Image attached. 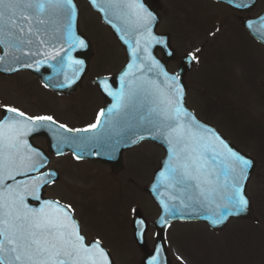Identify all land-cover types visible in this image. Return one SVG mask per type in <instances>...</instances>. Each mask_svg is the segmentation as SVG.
Instances as JSON below:
<instances>
[{
  "label": "snow or ice",
  "instance_id": "snow-or-ice-1",
  "mask_svg": "<svg viewBox=\"0 0 264 264\" xmlns=\"http://www.w3.org/2000/svg\"><path fill=\"white\" fill-rule=\"evenodd\" d=\"M91 3L97 5V0ZM97 6L106 16L122 21L118 30L130 35L125 43L131 48L133 62L120 77L121 87L113 90L102 82L103 90L114 100L111 107L101 109L94 123L73 129L57 125L52 115H29L18 107L0 105V264H114L101 239L88 240L83 234L72 204L44 198V189L56 182L57 174L43 170L48 158L33 146L30 137L53 126L57 154H62L64 145L90 146L106 149L108 158L115 159L121 143L130 140L136 144L147 138L141 131L162 139L167 145V161L154 186V190L161 186L168 190L167 200H160L164 213L158 221L161 227L169 226L168 217L186 219L201 212H207L204 218L217 226L249 209L245 189L253 161L186 109L180 71L169 74L151 52L153 44L167 45L153 34L156 16L145 0H103ZM131 34H135L134 44ZM0 44L13 62L21 60L15 52L31 57L32 62L20 66L35 65L37 71L63 52L61 60L73 67V78L65 74V82L55 85L58 88L70 87L83 69L84 61L74 59L71 51L88 47L77 34L74 0H0ZM199 51L187 53L184 59L198 62ZM145 72H155L157 78L146 77ZM75 158L82 159V155ZM177 200L179 207L174 203ZM150 227L146 220L138 221L140 242L146 243ZM153 252L148 264H170L161 260L166 249L159 240Z\"/></svg>",
  "mask_w": 264,
  "mask_h": 264
},
{
  "label": "rangeland",
  "instance_id": "rangeland-1",
  "mask_svg": "<svg viewBox=\"0 0 264 264\" xmlns=\"http://www.w3.org/2000/svg\"><path fill=\"white\" fill-rule=\"evenodd\" d=\"M77 2L82 8L81 22L84 20L86 29L89 28L90 33L99 39L94 48L97 54L101 51L99 66L106 70L121 66L124 56L120 47L98 18L86 10L83 1L77 0ZM168 6L171 9L167 8V4L164 5L174 19L173 24L167 26L163 22L158 30L162 32L168 29L172 36V44L180 53L200 49L198 62H194L195 69L187 76L188 103L191 105L196 94L202 92L203 104L213 108L214 99L219 90L222 99L217 100L214 122L216 121L222 127V121L228 118L227 114L232 109H234L231 113L233 117H236L237 110L241 109L245 117L241 119L243 121L240 127L248 131V125L253 123L259 130V133L254 131L247 133L249 138H245L241 144L238 143L239 140L235 134L230 133V130L226 131L229 138L238 143V148L257 162L255 171L247 183V194L252 200L259 224L252 226L246 221L230 223L229 227L238 226L243 229L240 233L242 235L241 244L231 246L225 241L214 242L204 231H199L198 227L193 224L189 226L187 223H180L177 228L182 230L189 228L184 234L183 244H180L185 246L183 248L185 251L177 245L181 251L177 248L173 250V253L176 257H180L181 264H200L199 261L202 264H206L207 261L211 264H264V46L253 41L236 25L232 14L228 13L223 5L212 0H168ZM263 8L264 0H258V5L252 13L257 14ZM93 57L91 73H88L87 80L94 74L96 59ZM170 69L174 70L175 66L170 65ZM206 79L212 82L220 80L223 85L221 88L215 84L207 85ZM196 84L205 91L198 90L195 87ZM6 92L4 88L0 94L5 95ZM42 96L46 102H52L55 99L47 91L42 92ZM80 98H82L80 102L88 103L95 96L86 93ZM142 145L139 151L143 164L141 165L138 161V166L141 167L139 174L141 178L138 183L148 181L157 165V163H152L154 160L150 158V152L153 151L151 153L157 158V162L162 155V151L159 148L155 149L152 144L144 142ZM66 159L52 158L49 168L59 171L60 180L45 190L46 197L67 201L71 197L76 203L82 205L80 202L84 194H91L94 191L95 196H98L113 188L111 183L98 180L100 172L97 169L83 162H73L72 165H67ZM66 165L70 174L65 170ZM129 172L127 169L123 174L124 177H127ZM135 188L136 186H126L124 192L141 197L140 192ZM93 201L94 206L91 207L90 213L84 220L85 234L87 236L97 235L104 244L109 245L116 240L114 251L111 252L120 256L119 263L135 264L137 253L133 246L127 242H120L124 239V233L127 230L124 218H120L121 208L124 207L119 205L118 200L113 199L109 201L110 204L104 200L102 204H99L97 203L99 200L93 196ZM143 202L146 204L148 201L143 199ZM247 226H252L250 242L247 241Z\"/></svg>",
  "mask_w": 264,
  "mask_h": 264
},
{
  "label": "flooded vegetation",
  "instance_id": "flooded-vegetation-1",
  "mask_svg": "<svg viewBox=\"0 0 264 264\" xmlns=\"http://www.w3.org/2000/svg\"><path fill=\"white\" fill-rule=\"evenodd\" d=\"M161 2L163 6H161L159 11V16H160L159 26L163 22H165V25L169 26L170 24H173L174 19L172 16H170L169 11L166 10L164 7V5L167 4V8L170 9L168 6V0H161ZM81 16H82V10H81ZM80 25L83 32L87 36H89V38L91 36V40L99 41V39L93 33L92 34L90 33L89 28L86 29L85 27L86 23L84 20L82 22L80 21ZM162 32H168V29ZM8 51L10 53L13 52L12 49H8ZM3 54H5V47L4 45L0 44V56ZM14 54L16 56H20L21 58L20 62H13L11 55L6 56L4 61H0V93L4 88H6L7 91L5 95L0 94V105L8 104L14 107H18L29 115H52L54 119L57 121V124H65L67 125L68 128H73V129L84 128L87 125L94 123L97 114L104 107V101L101 95L99 94V92L97 91V89L92 85V80L99 75L115 74L121 68V66H118L114 69H109V70H106L105 68L102 69V67L99 66L98 60H96L94 64V74L91 75L90 79L87 80L89 74L91 73V68H92L91 65L89 67V72H88L89 74L85 77L81 88L76 92L63 96L53 91L50 86L48 87L45 86V85H51L50 81L56 80V69L54 68V72H52L51 67H49V60L45 64L41 65L39 67V70L37 71L35 65H33L32 68H24L20 66V64L23 62H29V63L32 62L31 57L25 56L21 52H15ZM36 58L43 59V57H36ZM9 67L17 70L5 71V69ZM2 71L6 72V74H2L3 73ZM206 84L208 85L210 83L206 82ZM213 84H215L216 86L218 85L219 88H221L223 85V83L220 80H217ZM195 86H197L198 90L200 89H202V91L204 90L203 88L199 87L197 84ZM45 91L51 93L55 97V99L52 102H46L44 100V97L42 96V92ZM86 93L92 94L93 96H95V98L90 99L89 100L90 102L88 103L80 102V99H82L80 98L81 95H85ZM220 98L222 99V95H220V91L218 90L216 99H214L213 108L209 107L206 104H203L202 92L201 93L198 92V94H196V96L192 100L193 101L192 104L194 106V110L197 116L201 118L204 122L217 128V130L219 131H221L222 127L216 121L214 122V119H216L214 115H216L217 112V100L220 101ZM235 115L237 116L236 117H233V115L229 116L230 117L229 120L223 121L224 123L223 127L225 128L226 131L232 130L229 129L232 123L239 122L238 114L236 113ZM255 130L256 129H252L248 131L245 130L243 132L249 133L251 131H254L256 133H259V130L256 131ZM239 132H242V130ZM31 142L34 147L40 149L42 152L45 153L46 140L43 138L42 133L37 134V136H33L31 138ZM142 144L143 143L139 144L138 146L130 150H126L123 152L122 157H123L124 170L116 174H112L110 168L100 162L76 161L70 154L56 158V159L67 158L66 159L67 165H72L73 162L87 163L88 165L92 166L93 168L97 169L100 172V175L98 177V180L100 182L111 183V185L113 186L111 190L105 192L104 194H100L98 196H95L94 191L91 192V194L90 193L84 194L81 197V202H80L82 203V205L76 203L71 197L69 201L63 200L66 203L72 204V206L74 207L76 219L80 222L83 234L87 237L88 240H92L95 238L101 239L97 235L87 236L85 234L84 220L87 218L88 213H90L91 207L94 206L95 202L93 201V196L99 200L97 202L99 204H102L103 200L107 204H110L109 201L113 199L114 201L118 200L117 202L119 203V205L124 207L123 209L121 208L122 212L120 213V218L122 217L124 218V223L126 224L127 230L124 233V239L120 240V242H124V243L127 242L130 245H132L133 248H136L133 240V230L131 227V219H132L133 211L140 209L142 211V214L148 221H151L152 219L155 218L157 214V208L149 199V197L145 193H143L141 182L138 183V181L141 178L139 177L141 167L139 168L138 161L141 163V165L143 164L139 151V148L142 146ZM151 152H150V158L154 160L152 163L153 164L157 163L156 160L157 158L154 157V154L152 155ZM126 155L127 157L125 158ZM67 165L65 167V170L68 174H70V170L66 169L68 167ZM127 169L130 172L127 177L126 176L124 177L123 174ZM148 182L149 181H147L146 183ZM146 183H144V185ZM126 186H130V187L136 186L135 189L136 190L138 189L141 197L125 194L124 187ZM143 199H146L148 202L144 204ZM187 224L189 226L192 224L195 225L196 227H198L199 231H204L208 235L209 239L214 240L216 242L225 241L227 242L228 245L231 246H235L242 242V235L240 233L243 232V229L238 226L229 227L227 225L222 231L213 232L206 225L201 223H187ZM177 225L178 223H174L170 225L165 233L168 255L171 259L172 264H181L180 259L179 260L177 259L176 255L173 253V250L177 249L178 246H180V244H183L182 242H184L183 240L185 239L184 234L189 230V228L184 230L179 229L177 228L178 227ZM246 231L248 236L247 241L250 242L252 237V227L247 226ZM186 237H189V235H186ZM155 239H156V229L152 226L149 228L146 236V242L148 244L149 250L153 249ZM103 245L106 249L112 251L116 246V240L113 244L110 245L104 244L103 242ZM180 249L182 250V248ZM137 252H138V258L136 262L139 261V257H140L138 249ZM112 254L114 261L120 260V256H118L116 253H112Z\"/></svg>",
  "mask_w": 264,
  "mask_h": 264
},
{
  "label": "water",
  "instance_id": "water-1",
  "mask_svg": "<svg viewBox=\"0 0 264 264\" xmlns=\"http://www.w3.org/2000/svg\"><path fill=\"white\" fill-rule=\"evenodd\" d=\"M85 1L89 4L91 9L93 11H95L99 15L101 21L106 26H108L110 28V30L113 33V35L117 38V40L119 41L120 45L125 50L126 64H125L124 68L115 76L105 77V78L101 77V78L95 79V81H94V84L96 85V87L102 92L103 97L106 100L109 101V99H113V98L108 96L106 94V92L103 90L102 82L106 81L112 87L113 90H119V88L121 87L120 77L127 70L128 65L133 62V57L131 55V48L129 47L128 43H125V40L130 39V35H126L124 32H121V31L118 30V29L122 28V26H121L122 21L115 19L114 17L111 16V14H108L106 16V14L100 10V7H98L97 5H102L103 4V0H97V5H93L91 3V0H85ZM215 1L225 3L232 10L237 11L239 14L242 13V12H249L250 10L254 9L256 4H257V0H215ZM156 3H157V0H145L146 7H148L149 9L151 8L155 12H156V7H155ZM241 5H246V6H241ZM77 14H78V10H77ZM237 19H238L239 23L243 26V28L249 33L250 36H252L257 42H259V43L264 45V12L258 17H252V18L238 17ZM109 20H111V23L109 22ZM155 28H156V23H154L153 27H152L153 34L156 35L159 38L164 39L167 46L153 44L152 48H151V52L155 56V58L160 62V64L165 68L166 71H167L166 66H167V64L169 62H175L176 63L177 69H176L175 73L178 70L180 71L181 83L184 86L185 91H186L185 76L189 72V70L192 68V62H189L188 60L184 59L186 57V55H179L176 52V50L172 47V45L170 43L169 36L167 34H157V33H155ZM77 34L80 35L82 38H84L86 40V43L88 44V47L87 48H83V49L76 48L75 50L71 51L70 54H71V56L74 59L83 60L84 61V65H83L82 71H80L75 76V83H73L70 87H63V88H58L57 87V89H58L57 91L61 92L63 94H68V93H70V92H72V91H74V90H76L77 88L80 87V83H81L84 75L87 73L88 64H89V61H90V58H91V55H92V45L81 34V32L79 31V28H78V24H77ZM131 41L134 44V42H135V34H131ZM64 48L67 49V44H64ZM157 51H159L161 53V58L157 57V55H156ZM169 52L171 53V55L168 54ZM141 54H143V53H141ZM63 56H64V53L62 52V57ZM137 63H139V61H137ZM2 72L4 73V71H2ZM65 74H67V76L69 78H73V67L69 66L67 64L66 60H62V77H61L62 79H61V83L65 82V79H64ZM135 75L136 76H140L141 73L140 72H136ZM143 75L146 76V77H152L153 79L157 78L155 72H153V73L145 72ZM159 80L163 81V77L162 76L159 77ZM184 103H185V97H184ZM185 107H186V109L188 111H190L187 108L186 104H185ZM204 125H206V124H204ZM48 132L49 133H47L45 135L46 140H47V153H52L54 155H59V154H57V148H56L57 141H56V138L54 136L55 130L48 131ZM141 134L145 135L147 137L144 140H150L151 142H153L154 144L160 146L164 150V156L160 160L159 167L154 172L153 180H152V182L149 185H147L144 188V191L151 197L153 202L159 208V215L155 219V221L152 223L157 228V232H159V236L157 237L155 247L157 246V241L158 240L160 242H162L164 247H165L164 233H165V230H166V228L168 226L161 227L159 225L158 221H159L160 217L164 214L162 205L160 203V200L161 199L167 200V198H168L167 191L168 190H165L163 188V186L159 187L158 190H154V186L156 185V182H157V180L159 178V172H161L163 170L164 164L167 161V145L160 138L148 137V134L146 132L141 131ZM76 135H81V134H76ZM221 137L223 139H225L223 136H221ZM225 140H226V142L229 143V145L234 150H236L227 139H225ZM141 141H143V140H141ZM141 141H138L137 143H139ZM134 145L135 144H132L130 142V140L129 141H125V142L122 143L121 150H124L126 148H130V147H132ZM68 151L72 152L74 156L77 155V154L82 155V159L99 160L100 162H103V163H106V164H110L109 161L106 160V158H102V157H98L96 155H92V153L88 150V148L87 149H79V148H76L75 146H68V145H64V146H62L60 148V152L62 154L66 153ZM236 151H238V150H236ZM241 154L253 161V167L249 170V178H250L251 175L253 174L254 169H255V161L252 158H250L249 156H247V155H245L243 153H241ZM47 158H48V156H47ZM110 166L112 167V169L115 168L114 164H110ZM249 178H248V180H249ZM57 179H58V176H57L56 180ZM248 180L246 181V184H247ZM161 193H163L164 195L161 196ZM247 198L250 201L249 209L245 213H243L241 215L229 217L221 225L213 226L208 220H206L204 217L206 215H208L207 212H201V214H199V215H192L190 218H186V219L171 218V217H168V219H169L170 223H172L174 221H180V222H189V221L203 222V223L207 224L211 229H213L215 231L224 228V226L230 220H233V219H245V220H250V221H252L254 223H258L259 221L255 217L254 212H253V207L251 205V200H250V198L248 196H247ZM174 203H176L177 206L179 207V201L178 200L175 201ZM178 215H179V213H177V216ZM137 220H138V218L135 215L134 219H133V226L134 227L137 226V223H138ZM135 242H136V244H137V246H138V248H139V250H140V252L142 254V258H141L140 264H148V261L152 258V256L149 254V250L147 248L146 243L140 242L139 238L136 235V232H135ZM154 255H155V253H154ZM160 257H161L162 261L166 260V261L169 262L166 252H161Z\"/></svg>",
  "mask_w": 264,
  "mask_h": 264
}]
</instances>
